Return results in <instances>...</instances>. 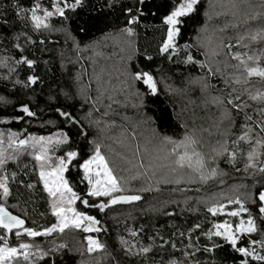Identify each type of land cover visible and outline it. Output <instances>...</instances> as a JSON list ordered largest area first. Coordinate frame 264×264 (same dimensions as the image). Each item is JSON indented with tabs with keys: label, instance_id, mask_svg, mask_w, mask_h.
<instances>
[{
	"label": "trees",
	"instance_id": "1",
	"mask_svg": "<svg viewBox=\"0 0 264 264\" xmlns=\"http://www.w3.org/2000/svg\"><path fill=\"white\" fill-rule=\"evenodd\" d=\"M57 2L63 5V0ZM183 2L146 0L145 15L138 16V22L131 25L133 35L128 36L121 30L129 26L127 20L140 7L138 0H82L74 11L65 10L67 19L52 16L47 21L50 27L39 31L30 21L16 16L18 9L14 5L30 9L39 4L41 9L51 11L52 0H0V23L7 21L6 28H0V132L5 133V148L7 133L11 132L18 139L30 135L53 137V143L47 145L51 159H66V151H77L64 178L81 199L98 204L107 197L89 199L88 185L79 168L98 145L125 188L124 194L142 197L135 204L111 206L104 212L84 207L81 202L79 211L99 221V232L87 235L69 227L48 237L17 238L13 230L0 239V245L7 242L19 248L20 243L32 244L28 259L34 264H51L53 255L58 264H168L170 259L179 264H238L239 254L218 237L212 239L223 247L205 252V246L211 243L205 234L215 231L213 224L239 222L240 217L227 215L238 207L234 203L229 205L227 200L237 198L249 209V213L241 214L245 221L251 214L258 228H264L257 208V193L264 190V173L244 170L245 158L255 141L233 143L245 124L254 128L253 135L264 136L255 128L264 122V100L250 98L264 92V80L252 77L246 82L242 66L233 59L236 54L244 60L254 56L264 66V34L256 41L250 39L253 33L264 29V0H199L197 10L181 18V32L173 45L175 51L170 48L161 54L159 49L166 38L162 17ZM128 8L133 10L131 14L125 12ZM189 56L192 61L185 63ZM22 58L34 61L32 67L17 64ZM140 71L152 75L155 95L148 94L142 80L134 79L132 73ZM30 75L38 78L31 85L27 82ZM87 75L89 88L92 86L95 91H85V101L79 96L78 87L86 82ZM94 78L95 84L91 82ZM229 99L233 104L228 103ZM234 104L243 107L238 111ZM22 105H27L35 115L29 117L20 112ZM58 109L70 113L77 123L66 124ZM17 116L22 117L19 122L14 119ZM61 132L69 135L70 140L56 145L55 135ZM186 135L206 138L200 143V150L205 166L210 171L216 168L217 174H209V179L201 181L194 173L193 179L198 181L192 184L159 183L157 177L162 176L163 163L158 166V160H163L165 154L160 156V152L153 150L159 144L166 153L173 154L172 142H181ZM224 141L229 151H236L234 165L224 156L211 158L205 154L208 149H218ZM35 150L39 151L40 146ZM30 153L31 146L18 161L9 160L6 165L10 182L12 172L18 176L11 185L13 195L7 207L25 220L26 227L39 230L50 227L56 217L39 182L37 162ZM258 163L264 164V155ZM21 179L32 183L33 189L21 188ZM142 188L148 190L140 191ZM216 204L225 207L213 216L207 207ZM196 224L199 228H194ZM129 230L136 232V236H131ZM251 235L259 240L264 238V231ZM4 236L0 229V237ZM86 237L99 241L103 245L101 250L89 252ZM120 238L135 245L133 252L149 246L152 250L146 256L126 253ZM247 241L248 236H244L241 246H246ZM61 244L64 247L57 252L49 251ZM189 244L199 245V251L186 248ZM37 246L49 253L44 259L35 256ZM185 251L195 255L185 258ZM17 264L27 262L20 256Z\"/></svg>",
	"mask_w": 264,
	"mask_h": 264
},
{
	"label": "snow or ice",
	"instance_id": "2",
	"mask_svg": "<svg viewBox=\"0 0 264 264\" xmlns=\"http://www.w3.org/2000/svg\"><path fill=\"white\" fill-rule=\"evenodd\" d=\"M146 0H138L140 7L136 8V14L130 15V18L127 20L128 27L122 29V32H125L128 36L133 35V28L131 25L138 22V16L145 15L143 11V6ZM199 0H184L177 7H173L170 11H167L166 14L162 17L163 25L166 26V38L163 40V44L160 46V53H166L170 48L175 51L173 47L175 38L180 34L183 20L182 17H187L191 13H194L197 8ZM82 5V0H63V5L58 4L57 0H52V10L41 9L39 4H34L30 9L24 8L20 5H14L18 10L16 11V16L22 20H28L31 22L32 27L39 31L41 28L47 29L50 27L47 22L48 19L52 16H60L67 19L66 9L75 10L77 7ZM42 11L43 15H38V12ZM132 9H125V12L128 14L132 13ZM154 14V13H153ZM7 21L0 23V28H6ZM261 34H264V29L259 30L257 33H253L250 36L252 41H256L261 37ZM243 39V37L241 38ZM151 59V57H149ZM171 59V57H170ZM233 59L239 61V65L242 66V72L245 74V81L252 77H257L260 80H264V66H261L258 63V57L248 56L247 60L241 59L239 54L233 56ZM192 61V57L189 56L185 63ZM249 61L252 64H249ZM26 63L29 67H32L34 61L21 59L17 61V64ZM133 77L137 81L143 82V84L148 89V94L155 95L157 88L154 82L152 75L148 72H133ZM38 78L35 76H28L27 82L29 85L34 84ZM253 100L262 99L264 100V92H257L255 95L250 97ZM238 100L239 97H236ZM229 104H233V100L229 99ZM234 107L239 111L243 105L234 104ZM20 112L24 113L26 116L35 115L30 111L27 105H22L19 109ZM58 111H60L58 109ZM60 116L64 117L65 123H71L75 125L77 121L73 119L70 113L65 111H60ZM14 119L19 122L22 117L17 116ZM250 120L251 117H248ZM243 131L237 137L236 141H233L234 144H238L239 141H244L245 143L252 144L251 151L247 153L244 163V170L247 172L249 169L253 171H259L264 173V164L258 163L260 157L264 155V136L253 135L254 128L250 125H242ZM255 128H259L260 132H264V122L258 123L255 125ZM83 134V133H81ZM5 133L0 132V229H3L5 236L0 237V239H5L7 234L12 233L15 230V235L17 238H20L22 235L29 238L34 237H48L52 233L64 232L65 229L69 227L81 228L82 222H87V225L83 227L84 232L97 231L100 229L96 227L99 223L91 215L77 211L72 205L76 202L79 197L77 193L69 187L68 181L64 179V173L68 170L69 164L77 157V151L68 150L65 152V158H58L53 165L51 162V157L49 155V150L47 145L53 143V137H34L29 136L27 139H18L17 134L7 133V148H5ZM70 140V136L65 133H57L55 135L54 143L56 145L67 144ZM167 141V138H165ZM171 142V141H167ZM91 143V142H90ZM176 147H183L185 150L182 153H179L176 156L175 163L179 168H187L195 173L201 181H206L209 179L208 170L205 167L203 157L195 151L192 146L196 143L195 139L190 136H185L184 140L181 142H172ZM37 145L40 146V150L36 151ZM227 141H224L220 144L218 149H214L216 156H224L226 161L232 163L236 160V151H229L227 148ZM33 148V153H30L34 156L35 161L37 162V170L39 175V182L43 186V190L47 193L50 198V207L51 212L54 217H56V222L51 224L50 227H43L42 229H33L31 227L25 226V220L13 215L7 207L9 199L13 195L12 183H15L18 176L16 172H12V181H9L7 174L6 165L9 160L18 161V157L25 152L28 147ZM79 168L83 173V180L88 182V190L86 195L88 197L97 198V197H107V200L98 204H89L87 199L82 200V203L85 207H94L98 208L101 212H104L106 208L111 207L116 204H128L136 202L142 199L138 194H124L125 188L120 185L117 178L109 169L105 157L100 153L99 146L95 147L93 154L84 159L82 163L79 164ZM95 169V170H94ZM239 170V169H238ZM217 174L216 168H211L210 175L214 177ZM167 183L168 181H163ZM181 181L177 179L175 183H180ZM20 187L26 189H33L34 185L28 183L21 179ZM148 189H140V191H146ZM258 196V215L261 224L264 225V190H259L257 193ZM227 203L229 205L236 204L238 207L235 210H232L227 213L231 217H240L239 222L234 225L225 221L224 223L213 224L215 231L209 230L206 233L207 239L211 242L209 246H205V252H213L217 248H222L218 241L213 240V237H218L225 245L230 247L233 253H238L241 259L238 264H252V261H255L256 264H264V238L255 239L251 234L264 231V228H258L256 218L249 214L247 215V220L241 216L242 213H249V209L245 206V203L239 198L232 200L228 199ZM255 203V201H254ZM67 205V206H65ZM225 205L216 204L207 207V211L210 212L213 216L217 215L218 211H223ZM170 215V214H169ZM194 228H199V225H194ZM192 230H189V236L191 235ZM131 236H136V232L129 230ZM183 235V233H182ZM244 236H248V241L246 246H241V241ZM88 243V251L92 252L94 249H100L103 247L98 241L86 237ZM151 239V238H150ZM122 245H125L124 251L129 254H143L147 255L152 249L151 247H141L138 252H133L135 245H128L123 238H120ZM64 245H58L56 248H52L49 251L51 253L57 252L59 249L63 248ZM163 248V244L160 246ZM186 248L194 247L196 251H199V245H186ZM33 245L30 243H20L19 249L16 247L9 246L7 242L3 245H0V264H17L18 257L23 256L27 264H34L33 261L28 259L31 255V249ZM172 248L175 250V244L172 245ZM257 248L260 251H257ZM49 253L42 251L38 246L36 247L35 256L39 259H44ZM195 252L185 251V258L194 256ZM250 258V259H249ZM45 264H48L45 261ZM51 264H58L55 256L53 255ZM168 264H179L175 259H170ZM189 264H192V261H189ZM198 264V262H197Z\"/></svg>",
	"mask_w": 264,
	"mask_h": 264
},
{
	"label": "rangeland",
	"instance_id": "3",
	"mask_svg": "<svg viewBox=\"0 0 264 264\" xmlns=\"http://www.w3.org/2000/svg\"><path fill=\"white\" fill-rule=\"evenodd\" d=\"M83 74H84V72H83ZM84 76H85V74H84ZM79 77H80V79H82L83 78V75L81 74H79ZM85 79H87L86 80V82L85 83H83L81 86H80V88L78 87V90H79V96L83 99V100H85L86 101V99L88 100V98L86 97L87 95V93H88V91H89V89H90V91H95V89L91 86L90 88H89V85H88V82L90 81L89 80V76L87 75V77H85ZM91 82H93L94 84H95V78H94V80H92ZM87 85V86H86ZM85 91H87V93L85 92ZM89 102V101H88ZM100 103V102H99ZM97 107V106H96ZM99 108H100V106H99ZM106 115H108V116H110L109 114H106ZM107 116V117H108ZM111 117H115V119H118V117L117 116H115V115H113V116H111ZM120 119H122V118H120ZM109 138V137H108ZM144 139H145V137H144ZM194 139H195V141H196V143L192 146V148H194L195 149V151L196 152H198L202 157H203V159H205V156H204V154L201 152V150H200V143L201 142H204L205 140H206V138L205 137H202V139L200 140V137L198 136V135H196V136H194ZM212 148V147H211ZM215 149H217V148H215ZM185 149L183 148V147H176L175 146V148L173 149V151H172V153L173 154H171V152H167L166 153V150H164L163 148H161V145H157L156 146V148H155V150H153V153H158V152H160V156H161V153L163 152L165 155L163 156L164 158H163V160H162V157H161V159H159L158 160V166H161L162 165V163H163V173H162V176H159V177H157L158 178V182L159 183H165V182H163V181H168V182H170V183H172L174 186H177V185H179L180 183H187V184H192V183H194V182H196V181H198V180H200L199 179V177H198V180H195V179H193V177H196L195 176V174L192 172V171H190L188 168H187V166H185L184 168H179L177 165H176V163H175V160H176V156L179 154V153H182L183 151H184ZM209 152V153H208ZM101 153V152H100ZM206 155H207V157H210L211 156V158L212 157H217L216 156V153H215V151H214V149H208L207 150V153H205ZM101 155L104 157V154L103 153H101ZM166 158V159H165ZM56 160L57 159H51V162L53 163V165L55 164V162H56ZM164 160L166 161V162H164ZM105 161H106V159H105ZM106 163H107V161H106ZM108 165V164H107ZM109 167V166H108ZM206 167V166H205ZM109 169H110V167H109ZM206 169L208 170V173L210 174V170L208 169V167H206ZM95 170V169H94ZM111 170V169H110ZM165 170V171H164ZM166 170H167V172H166ZM111 172H112V170H111ZM113 173V172H112ZM65 179V178H64ZM154 179V178H153ZM177 179H179L181 182L180 183H175V181L177 180ZM155 180V179H154ZM86 181V180H85ZM87 182V181H86ZM87 185H88V182H87ZM77 196H78V194H77ZM79 197V196H78ZM49 198V197H48ZM89 199H93L92 197H89ZM82 200H84V199H81L80 197H79V199H77L76 200V202L72 205V207H74L77 211H79V207L81 206V202H82ZM49 201H50V198H49ZM49 205H50V202H49ZM65 206H67V205H65ZM51 208V207H50ZM80 212V211H79ZM87 225V222L85 221V222H82V226H81V228H79V230H81V231H83V227L84 226H86ZM73 228V227H72ZM84 232V231H83ZM95 232H97V231H91V232H85L87 235H90V233H95ZM90 238H92V239H94L93 237H90ZM87 240V239H86ZM94 240H96V239H94ZM97 241V240H96ZM99 242V241H98ZM87 243V242H86ZM100 243V242H99ZM101 244V243H100ZM87 246H88V243H87ZM19 249V248H18ZM101 250V248L100 249H94L93 251H100Z\"/></svg>",
	"mask_w": 264,
	"mask_h": 264
},
{
	"label": "water",
	"instance_id": "4",
	"mask_svg": "<svg viewBox=\"0 0 264 264\" xmlns=\"http://www.w3.org/2000/svg\"><path fill=\"white\" fill-rule=\"evenodd\" d=\"M138 201L136 202H132V203H128V204H116V205H112V207H117V206H121V205H131V204H135L137 203ZM82 205L85 207V205L82 203ZM10 234V233H9Z\"/></svg>",
	"mask_w": 264,
	"mask_h": 264
}]
</instances>
